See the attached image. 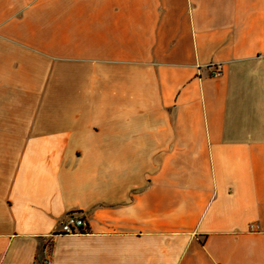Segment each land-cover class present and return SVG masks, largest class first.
Returning <instances> with one entry per match:
<instances>
[{
	"label": "crops",
	"instance_id": "1",
	"mask_svg": "<svg viewBox=\"0 0 264 264\" xmlns=\"http://www.w3.org/2000/svg\"><path fill=\"white\" fill-rule=\"evenodd\" d=\"M47 245L264 264V0H0V264Z\"/></svg>",
	"mask_w": 264,
	"mask_h": 264
},
{
	"label": "built area",
	"instance_id": "2",
	"mask_svg": "<svg viewBox=\"0 0 264 264\" xmlns=\"http://www.w3.org/2000/svg\"><path fill=\"white\" fill-rule=\"evenodd\" d=\"M217 67V66H216ZM222 76L221 69L217 67L210 74V78H220ZM89 230V223L87 218L82 214H70L68 215L60 226L59 235L63 236H81L87 234ZM45 259L43 264H52L50 246L45 247Z\"/></svg>",
	"mask_w": 264,
	"mask_h": 264
}]
</instances>
